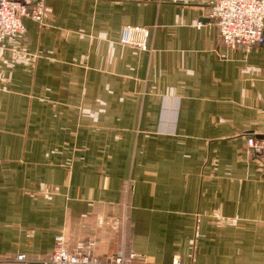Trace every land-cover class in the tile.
Masks as SVG:
<instances>
[{
  "label": "crops",
  "instance_id": "crops-1",
  "mask_svg": "<svg viewBox=\"0 0 264 264\" xmlns=\"http://www.w3.org/2000/svg\"><path fill=\"white\" fill-rule=\"evenodd\" d=\"M209 1L44 0L26 39H1L0 264H48L59 233L94 240L102 264H264L246 146L264 45H222ZM124 26L149 29V49Z\"/></svg>",
  "mask_w": 264,
  "mask_h": 264
},
{
  "label": "built area",
  "instance_id": "built-area-1",
  "mask_svg": "<svg viewBox=\"0 0 264 264\" xmlns=\"http://www.w3.org/2000/svg\"><path fill=\"white\" fill-rule=\"evenodd\" d=\"M44 0H0V41L7 35L26 39L23 18L42 24L45 17ZM208 17L217 26L219 41L225 47H254L264 45V0H210ZM149 29L141 26H124L119 41L140 50H148ZM246 146L264 167V119L260 136H248ZM95 241L88 239L76 247H68L64 236H55L54 248L48 264H102L93 254ZM131 253L129 259L134 258ZM15 262H25L24 254H17ZM113 264H128L122 255L111 258ZM172 264H181L175 258Z\"/></svg>",
  "mask_w": 264,
  "mask_h": 264
}]
</instances>
